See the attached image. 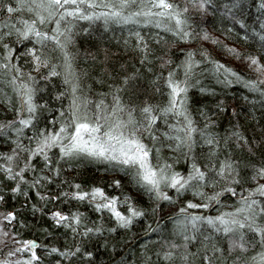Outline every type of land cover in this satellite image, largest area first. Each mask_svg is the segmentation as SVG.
Wrapping results in <instances>:
<instances>
[{
    "label": "snow or ice",
    "instance_id": "6c2138e0",
    "mask_svg": "<svg viewBox=\"0 0 264 264\" xmlns=\"http://www.w3.org/2000/svg\"><path fill=\"white\" fill-rule=\"evenodd\" d=\"M0 264H264V0H0Z\"/></svg>",
    "mask_w": 264,
    "mask_h": 264
},
{
    "label": "trees",
    "instance_id": "16d2710c",
    "mask_svg": "<svg viewBox=\"0 0 264 264\" xmlns=\"http://www.w3.org/2000/svg\"><path fill=\"white\" fill-rule=\"evenodd\" d=\"M227 119H228V117L225 116V117H224V121L227 122ZM257 127H259L258 124H257ZM222 130H223V125H222V127H221V131H222ZM98 259L103 260V256L98 257Z\"/></svg>",
    "mask_w": 264,
    "mask_h": 264
}]
</instances>
